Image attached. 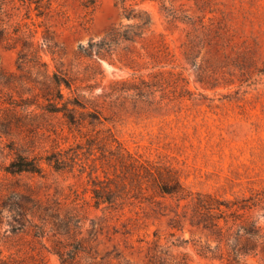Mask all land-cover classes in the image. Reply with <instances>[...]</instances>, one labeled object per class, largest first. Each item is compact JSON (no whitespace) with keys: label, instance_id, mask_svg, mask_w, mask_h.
<instances>
[{"label":"rangeland","instance_id":"rangeland-1","mask_svg":"<svg viewBox=\"0 0 264 264\" xmlns=\"http://www.w3.org/2000/svg\"><path fill=\"white\" fill-rule=\"evenodd\" d=\"M125 8L152 19L133 53L124 45L105 59L83 56L80 46L138 23ZM3 31L0 64L17 82L14 98L43 101L35 85L43 77L29 62L38 55L51 74L73 80L66 100L100 119L78 114L72 125L38 111L32 126L0 140L68 162L62 171L42 161L41 175L12 176L3 171L9 149L0 155V196L33 197L54 216L38 237L33 228L6 232L5 218L0 260L63 264L56 252L82 248L69 264H229L214 260V234L195 225L204 213L214 217L196 213L199 196L211 207L214 197L256 201L247 215L264 228V0H0ZM141 77L153 83L152 96L109 97L116 83ZM5 99L0 94L1 118ZM142 164L157 168L158 182H180L187 199L163 196ZM94 192L115 203L98 206Z\"/></svg>","mask_w":264,"mask_h":264},{"label":"trees","instance_id":"trees-1","mask_svg":"<svg viewBox=\"0 0 264 264\" xmlns=\"http://www.w3.org/2000/svg\"><path fill=\"white\" fill-rule=\"evenodd\" d=\"M124 16L128 20H136L137 24L121 26L113 28L106 33L105 37L98 42L90 41L87 46H80V52L87 58H96L98 60L118 55V51L122 46L123 50L133 53V46L139 43L152 25L151 17L145 12H137L136 10L125 8ZM0 41H4L3 36H0ZM132 48V49H131ZM29 62L34 63V67L38 68V74L43 77V80L35 85H40L37 97L43 99L42 102H32L28 99L14 98L13 90L17 88V82L13 75H8L4 72L0 64V94H4L6 98L3 104L6 107L5 117H0V140L11 135V128L18 126H32V123L39 116L36 112L44 114H62L68 123L75 125L78 123L77 115H85L92 121L100 119L99 113L96 112H81L87 107L78 99H67L64 94V89L72 90L73 80L62 72L51 74L47 64L40 61L38 55H33ZM129 67V66H128ZM119 84L122 87H119ZM153 83L146 81L144 78H134L131 81L116 83L112 86L109 97L118 93H133L137 97H149L154 94L152 91ZM9 149L8 156L12 158L3 171L12 176L22 174H38L41 175L44 171V161L51 168L62 171L67 169L68 162L63 161L59 156L51 155L46 158L38 159L32 157L23 151L10 148V146L0 147V155H3ZM143 170L147 178H151L158 182L161 178L160 173H157L155 166L146 167L142 164ZM165 172L170 178L174 179L171 169L165 168ZM158 189L163 196H177L182 199H187L183 196V188L180 182L174 180L173 183L158 182ZM97 205L109 203L113 204V198L97 196ZM195 204L196 213L207 211L211 213L214 210V217L206 215L203 217L206 220H201L195 225L203 224L205 229L210 230L214 234L216 247L214 248V260L221 262H229V264H238V262H247L249 259H256L257 262L264 264V228L257 220L252 219L247 215L248 212L258 206L256 201L249 204V200L223 202L214 197V207L205 203L201 196ZM8 215H5V212ZM47 207L42 205L33 197L22 195L19 193H11L7 196H0V226L3 225L4 219L7 218L9 230L6 232L17 233L20 231L33 228L38 236L45 233V228L49 226V217L47 215ZM47 217V219H46ZM58 219V218H56ZM205 223V224H204ZM56 225V224H55ZM60 224H57L59 227ZM64 230L69 229L65 223L62 224ZM61 227V226H60ZM62 228V229H63ZM64 249L65 246H63ZM64 251V250H63ZM56 252L63 264H69L70 260H74L82 248L67 251ZM176 260V258H174ZM174 264H188L187 262L177 261ZM0 264H15V262H5L0 260ZM163 264H167L164 262Z\"/></svg>","mask_w":264,"mask_h":264}]
</instances>
